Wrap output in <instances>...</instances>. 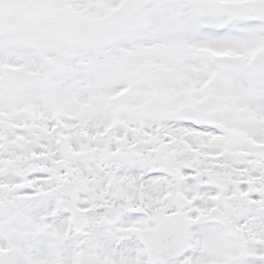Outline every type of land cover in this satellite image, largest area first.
I'll use <instances>...</instances> for the list:
<instances>
[{
  "label": "snow or ice",
  "instance_id": "obj_1",
  "mask_svg": "<svg viewBox=\"0 0 264 264\" xmlns=\"http://www.w3.org/2000/svg\"><path fill=\"white\" fill-rule=\"evenodd\" d=\"M0 264H264V0H0Z\"/></svg>",
  "mask_w": 264,
  "mask_h": 264
}]
</instances>
